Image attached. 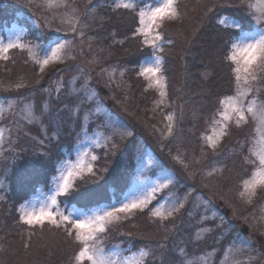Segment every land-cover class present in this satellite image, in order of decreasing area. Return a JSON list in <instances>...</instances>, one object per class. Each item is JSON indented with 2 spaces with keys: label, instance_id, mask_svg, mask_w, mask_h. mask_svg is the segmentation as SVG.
<instances>
[{
  "label": "rangeland",
  "instance_id": "rangeland-1",
  "mask_svg": "<svg viewBox=\"0 0 264 264\" xmlns=\"http://www.w3.org/2000/svg\"><path fill=\"white\" fill-rule=\"evenodd\" d=\"M29 1L31 13L27 19L24 13H18L16 21L6 25L0 31V39H3L5 43L19 37L20 43L24 45L23 48L11 49L7 54L8 59H4L11 63L10 73L18 69L22 64L21 60L27 63L19 56L28 52L29 59L37 65L38 83L35 86L28 83L27 85L21 78L19 82L11 80L8 83H0L2 94L0 106L3 107L0 128L11 130L10 134L5 132L4 142L0 146V200L10 187L12 173L26 172L28 167H39V159H44L43 156L49 159L48 154L44 152V147L51 141H55V147L60 154L50 157L49 171H45L42 183L35 185L28 198L21 204L26 205L27 210L38 211L46 204H51L48 197L54 194L53 177L59 176L62 162L67 161L66 166H70L82 161L80 168L76 169L79 174L71 178L73 184L69 194L57 196L59 212L65 215L86 212L91 215L95 212L111 211L113 207H120L130 200L148 196V202L142 211L151 209L152 206L151 212L160 208L167 213L178 208L173 215L164 220L160 219L161 221L175 220L176 217L184 219L185 216L182 213L186 212L190 219L186 226L187 234L198 242L193 248V244L189 242L190 239L186 238L189 244L187 249L185 246L183 249L174 247L173 244L172 249L168 251L170 264H182L184 259L182 250H186L190 257L207 252L209 254L207 264H264V189H258L251 198L240 195L243 191L242 181L250 177L255 165L251 164L239 170L240 176L227 187V180L236 174L237 166L225 163L226 160L230 161L227 157L232 154L237 157L240 153L242 157L255 159L253 153L264 151V124L258 118L254 119L252 114L245 113L248 123L237 127L235 116H233L232 121L228 122L226 134L217 140L215 149L211 147L207 139L219 137L223 123L219 114L223 110L221 101L227 96L236 94L237 82L233 73L236 65L228 59L232 64L233 82L223 94L206 96L205 102L208 105H201L198 102L201 99L203 87L193 74L186 76L178 92L169 91L170 78L163 67L165 56H162L161 51H154L150 47L152 54L146 53L139 61L131 62L132 68L129 60L118 61L112 42L123 43L125 40L118 39L117 31L120 32L119 30L115 28L110 30L111 16L103 12L109 7L122 11L123 8H116V0H67V7L53 9L45 6V0ZM134 2L136 7L133 10H137V14L141 9L147 11L149 5L152 7L157 5V0H134ZM237 4L240 5L239 13H242L241 8L244 9L243 17L248 20L245 25L243 20L233 15H226L220 19L239 21L243 28L248 26V30L244 29L245 31L264 29V20L259 24L256 22V17L261 15L259 9L264 8V3L260 0H238ZM249 4L257 5V7L249 8ZM34 13H38L45 23L41 24L40 19L31 16ZM178 15L170 20H176ZM72 17L79 20V23L74 25L75 31L72 30L73 24L68 23ZM166 21L157 29L162 39L157 40L156 43L162 46L163 50L166 45H169L167 44L169 41L165 40L161 33V27ZM28 22L30 27L41 33L43 38L51 35L49 41L44 43L32 41L28 37L30 34ZM96 26L100 28L94 32L93 28ZM140 27L138 21L134 31L144 41L145 37L138 32ZM65 41L68 43L61 54V59L50 61L41 71V65L37 63V60L44 57V50L54 49L57 43ZM144 45L149 47L148 44ZM229 52L230 46L226 49L227 58ZM48 55H51V52ZM155 56L162 57L159 75L163 77V91L166 93L164 96L160 95L161 90L157 86L149 87L151 81L140 74L142 67L147 66ZM130 70L144 92H148V94H142L144 105L139 108L142 110L141 118L138 114L140 111L131 107L134 100L130 96L132 93L129 90V79H127ZM210 73V71L207 72L205 76L208 77ZM54 75L56 76L52 77ZM253 75L255 80H251ZM249 82L252 91L243 100L245 107L253 98L257 99L258 105L264 102V60L257 61L253 65ZM248 86L241 84L242 88ZM33 106L35 118L30 119L29 112ZM169 115L173 116L171 125L167 119ZM41 116L48 120L41 121ZM239 129L242 131L232 143L229 154L226 157L222 156L226 153V151L222 153L225 144L229 143ZM174 136L178 137L174 141L175 146L169 150L164 148L163 146ZM195 139L200 140V145ZM25 144L29 146L26 147ZM14 146H21L18 160L20 163L13 160L16 157L14 152L20 150H17L19 147L14 149ZM165 149L168 153H163ZM155 150L167 164L162 163ZM102 151H111L121 165L118 169L112 170L114 173L108 180L98 182V185L100 183L109 185L106 188L109 192L112 189L113 201L110 204L101 203L87 207L76 205L69 200L63 203L62 199L74 194L77 190L75 185L78 180L89 179L91 184H96V178L102 168L99 164ZM93 156L97 159L93 160ZM130 164L132 166L128 168ZM131 168H134L133 177L126 191L121 192L118 198L115 196L116 189L111 187L117 181L113 176L118 173L122 176L126 171V176H123L127 178ZM210 172L212 175H209ZM166 178H170L172 183L153 193L152 189L165 183ZM188 182L197 184L199 191L192 185L188 186ZM85 187V191L88 190V185ZM165 190L167 193L162 200L154 205L155 200ZM181 203L183 207H179ZM51 210L57 211L56 206L51 205ZM140 210L117 213L118 219L109 223L106 231L100 234V246L106 253H114L112 259L116 261V264H122L125 259L127 264H145L148 259L154 258L152 248L147 245L133 247L110 240L108 230L110 226ZM225 212H229V216ZM171 224L172 222H169L167 227L166 224L164 225L168 228ZM158 225L161 226V224ZM243 227L249 229L248 234L243 233ZM222 228H226V233L232 234L230 239L224 241L220 239L221 242L218 239L213 245L208 243L215 238L216 233L219 238L221 237L218 234ZM152 231L146 227L143 230V237L155 243L158 239L152 238ZM166 234L168 240L171 232L167 231ZM157 247L159 250L157 260L165 263L167 254L161 257L163 249L159 244ZM229 247L232 251L225 255ZM139 250H147L151 253L146 261L139 255ZM0 264H5L4 257L0 258ZM38 264H44V262Z\"/></svg>",
  "mask_w": 264,
  "mask_h": 264
},
{
  "label": "trees",
  "instance_id": "trees-1",
  "mask_svg": "<svg viewBox=\"0 0 264 264\" xmlns=\"http://www.w3.org/2000/svg\"><path fill=\"white\" fill-rule=\"evenodd\" d=\"M176 2V8L179 14L177 19L167 20L161 27L163 37H165V40L169 41L167 43L169 45H166L164 50L161 51L162 56H165L163 67H165L164 69L170 78L169 91L178 92L186 76L193 74V76L198 79L200 86L203 87L201 99L198 103L201 105H208V103L205 102L206 96L213 97L220 93L223 94L229 88L231 82H233L232 78H234L231 76L232 64L227 58L226 49L230 46V37L234 36L239 30L227 28L219 24L218 21L221 17L226 15L236 16L240 20H243L244 25L248 20L243 17L242 13L244 9L241 8L240 10L242 13H239L240 5L237 4L238 0H177ZM29 6H31L29 0H0V31L5 28L6 25L14 23L18 18V13H24L25 19H27L28 15L31 13ZM106 9L107 10L103 12H107L109 16H111L109 27H112L110 30L114 28L119 30L120 32L117 31V33H119L117 36L119 37L118 39L125 40L123 43L112 42L116 50L115 53L118 56L117 59L119 62L124 59L129 60L130 67L132 68L131 62L136 60L139 61L146 53H149V55L152 54V49L145 46L141 36L134 31V26L139 21L138 11L124 8L122 11H118L111 7ZM31 16L40 19L41 24L45 23L38 13H34ZM28 24L30 27L31 25L29 22ZM245 27L244 29L248 30V26ZM99 28L100 27L97 26L94 27V32ZM28 37L34 42L44 43L49 41L51 35L48 38H43L37 29L30 27V34ZM19 57L26 60L27 63L21 60L22 64L14 72L12 71V73L9 71L11 63L4 59H0V83H8L11 80L19 82L21 78L25 80L24 84L28 83L32 86L37 85V65L29 59L28 52L22 53ZM209 71L211 73L206 77L205 74ZM127 79H129V90L132 93L130 96L132 100H134L132 101L131 107L140 111L138 114L141 118L142 110L139 108L144 105L142 94H148V92H144V89L140 86L141 84H138L131 70L127 75ZM0 95H2L1 92ZM209 106H212V104H209ZM203 113L205 114V112ZM43 120L47 121L48 118L41 116V121ZM241 131V129L237 130L236 134L229 140V143L227 145L225 144L226 149L224 148L222 153L224 151H226V153L222 156L226 157L229 154L230 148L233 146L232 143L236 140ZM177 138V136H174L163 147L169 150L172 146H175L174 141H176ZM195 141L200 145L199 139H195ZM27 144H25L26 147L29 146ZM55 144V141H51L44 147V152L48 154L49 159H46L45 156H43L44 159H39V167H28L26 172L12 173L10 187L5 191L3 198L0 200V258L4 257L5 264H19V262H21V264L30 262H35L36 264L43 262L44 264H75L74 257L78 253L80 245L75 241L74 235L69 236L64 226L57 228L55 225L48 222L44 224L43 227L25 224L18 211L20 205L24 203V200L28 198L34 189V186L42 183L45 171H49L48 165L51 162L50 157L60 154ZM14 147V149L19 147L17 148L18 150L21 146ZM168 150L165 149L163 153H168ZM155 151L158 153L157 150ZM20 152L21 149L14 152L16 157H14L13 160L16 163H20V161H18ZM158 154L162 163L167 164L165 159L163 157L161 158L160 153ZM114 157L115 155H113L111 151H102L99 160V164H101L102 168H100L96 178V184H91L89 179L78 180L75 185V189L77 190L74 194L68 195L62 199V202L64 203L65 200H69L83 207L89 205L95 206L101 203L110 204L113 201L112 189L109 192L108 188H106V186L109 185L101 183L98 185V182L108 180L114 173L112 170L118 169L119 166H121L117 158ZM227 158H230V161L226 160L225 163L228 162V165L237 166V170H235L236 174L232 175L229 177L230 179L227 180L228 187L230 183L240 176L239 170L251 164L246 163V157H242L240 153L237 157L232 154ZM131 166L130 164L128 168ZM125 172L126 171L123 172L122 176H120L119 173L113 176L116 177L115 179L117 181H115L111 187L116 189L115 196L118 198L120 193H124L128 188L131 178L133 177L132 172H134V168L130 169L127 174L129 177L127 176V178L124 177L126 176ZM86 185H88V190L85 191L84 188H86ZM189 185L195 187L197 191L200 189L197 187V184H193L192 182H188V186ZM82 191L84 192L82 193ZM165 193H167L166 190L159 195L154 205L159 200H162ZM152 209L153 206L151 209L140 210L134 215L124 218L121 222L112 224L108 229L110 240L121 242L127 246L141 247L142 245H147L151 247L154 258L151 259V257L145 264H170V254L168 251L172 249L173 244L174 247L178 246L183 249L185 246L187 249L189 244H187L188 241H186V238L190 239L189 242L191 245L193 244V248L198 242L187 234L186 226H188L190 219L186 215V212L182 213L185 216L184 219H177L178 217H176L175 220L169 219L170 221H161L159 218L152 215ZM169 222H172V224L166 228ZM158 224H161V226L166 224V227L164 225L162 229ZM146 227L153 230L152 238L158 239L157 242L154 243V241L152 242L145 239V236L143 237V230ZM167 231L171 232L168 240L166 239ZM226 231V228L220 229L218 235L221 237L219 238L216 233L215 238L209 240L208 243L213 245L218 239L219 241L220 239H222V241L230 239V235L232 234L229 232L226 233ZM198 241L201 242L202 240ZM157 244L163 249L161 257L167 254L165 263H161L157 260V258H159ZM215 245H218V243H215ZM85 264H88V262Z\"/></svg>",
  "mask_w": 264,
  "mask_h": 264
},
{
  "label": "snow or ice",
  "instance_id": "snow-or-ice-1",
  "mask_svg": "<svg viewBox=\"0 0 264 264\" xmlns=\"http://www.w3.org/2000/svg\"><path fill=\"white\" fill-rule=\"evenodd\" d=\"M260 2L264 3V0H260ZM45 6L49 9H53L67 7L68 5L67 0H45ZM115 6L116 8L131 10L135 9L136 4L134 0H116ZM248 7L254 8L257 7V5L249 4ZM259 10L261 15L256 17L257 24L264 20V8H260ZM177 15L176 0H157V5L155 7L149 5L147 11L141 9L138 13L139 23L141 25L138 32L145 37L144 43L148 44L154 51H163L162 46L156 43L157 40L162 39L157 29L165 20L173 19ZM68 23L73 24L72 30L75 31L74 25L78 24L79 20L72 17L69 19ZM218 23L227 28L239 30L234 36L230 37V52L228 55V59L236 65L233 68V73L235 74L237 85L236 94L227 96L221 101L223 110L220 111L219 114L223 123L219 137H217V139H212L211 137L207 138L213 149L217 146V140L226 134L228 122L232 121L233 116H235V125L237 127L248 123V117L245 113L252 114L254 119L258 118L259 121L264 124V102H261L258 105L257 99L253 98L248 102L247 107H245L243 102L244 98L252 91L249 82L250 70L257 61L264 60V29L245 31L239 21H229L228 18H222ZM153 33L155 34L152 35ZM150 36L151 39H149ZM67 43V41L64 43H57L54 49L44 50V57L37 60V63L41 65V71H43V66L48 65L50 61L61 59V54ZM23 47L24 45L20 43L19 37H16L15 40H9L7 43H5L3 39H0V58L8 59L7 54L11 49ZM49 52H51V55H48ZM161 63L162 57H153L147 66L142 67L140 74L151 81L149 87H152L153 85L157 86L161 90L160 95L164 96L166 93L163 91V77L159 75L161 72ZM251 80H255L254 75L251 76ZM242 83L249 86L247 88H242ZM2 118L3 107L0 106V119ZM29 118H35L34 106L29 112ZM167 119L171 125L173 116L169 115ZM170 125L169 132L171 131ZM6 131L10 134L11 130L0 128V146H2L4 142ZM85 155H87V153H85ZM253 155L256 157L255 159H252L251 157L245 158L246 163L255 165V169L248 179L242 181L243 191L240 193L241 196L247 195L249 198L254 196L258 189H264V151L253 153ZM92 159L95 160L97 157L93 156ZM81 163L66 166L68 165V162H62L59 176L53 177L55 190L54 194L48 197L51 204H46L38 211H29L27 210L26 205H21L19 209L21 212V219L25 224L32 226L39 225L43 227L45 222L55 225L57 228L64 226L67 234L69 236L74 235L75 241L80 245L79 251L74 257L75 264H85V261H87L88 264H116V261L112 259L114 253H106L105 249L100 246V234L106 231L109 223L114 219H118L117 213L130 212L134 209L142 210L148 202V196L130 200L128 203H124L120 207H113L111 211L105 210L103 212L92 213L91 215L86 212H74L65 215L59 212L57 196L69 194L73 184L71 178L73 175L79 174L76 172V169L80 168ZM89 171H91L90 167ZM209 175H212V173L210 172ZM171 183L172 180L166 178L165 183L153 188L152 192L154 193L162 188H166ZM149 195H151V193ZM51 205H55L57 211L53 212L51 210ZM179 207H183V204L181 203ZM177 210L178 208L165 213L160 208H157L152 212V215L164 220L173 215V212ZM214 251L215 250H213V252ZM231 251L232 249L229 247V249L226 250L225 255ZM139 255L146 261L151 253L147 250H139ZM182 256L184 257L182 264H207L209 259V254L207 252L190 257L186 250H182ZM122 264H127V259L122 261Z\"/></svg>",
  "mask_w": 264,
  "mask_h": 264
},
{
  "label": "water",
  "instance_id": "water-1",
  "mask_svg": "<svg viewBox=\"0 0 264 264\" xmlns=\"http://www.w3.org/2000/svg\"><path fill=\"white\" fill-rule=\"evenodd\" d=\"M225 214H226L227 216H229V212H225ZM242 231H243L244 234H248V233H249V229H248L247 227H243V228H242Z\"/></svg>",
  "mask_w": 264,
  "mask_h": 264
}]
</instances>
